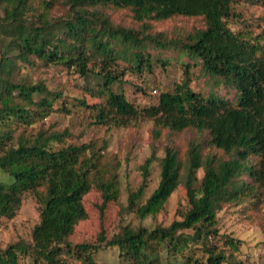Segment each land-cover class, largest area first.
<instances>
[{
    "label": "trees",
    "instance_id": "1",
    "mask_svg": "<svg viewBox=\"0 0 264 264\" xmlns=\"http://www.w3.org/2000/svg\"><path fill=\"white\" fill-rule=\"evenodd\" d=\"M242 3L264 7V0H0V170L12 176L0 179V220L18 214L25 194L36 196L40 222L29 246L36 263L69 264L67 254L99 264L96 253L112 247L130 264H262L232 257L239 239L214 240L226 205L259 206L264 222V28L254 34L236 24ZM121 11L131 24L114 20ZM181 16L200 17L204 25L180 38L153 31L155 23ZM151 47L178 48L184 77L140 106L130 99L125 76L153 70ZM37 64L60 65L84 80L74 100L93 122L125 126L143 118L153 121L156 137L166 130L162 155L154 149L145 160L129 202L143 196L157 160L158 186L135 211L140 219L157 215L183 185L189 208L181 219L152 228L124 224L112 236L102 230L95 242L68 239L87 217L83 200L92 189L102 194L101 210L118 198L122 162L107 152L106 140L78 141L68 128L27 134L52 112L72 111L64 91L21 74ZM195 67L210 90L194 84ZM186 131L197 137L182 153L171 136ZM17 246L0 243V264H22Z\"/></svg>",
    "mask_w": 264,
    "mask_h": 264
},
{
    "label": "rangeland",
    "instance_id": "2",
    "mask_svg": "<svg viewBox=\"0 0 264 264\" xmlns=\"http://www.w3.org/2000/svg\"><path fill=\"white\" fill-rule=\"evenodd\" d=\"M61 8H55V14L61 13ZM242 20L237 21V25L248 28L252 33L258 34L264 28V7L260 5H250L242 3L238 7ZM116 22L131 24L130 18L124 12L112 14ZM203 20L200 17H176L171 20L155 23L154 32H163L166 38H180L186 35L195 27H202ZM154 54V67L151 72H145L142 76L127 74L125 79L129 80L126 85L127 93L131 100H135L140 106H145L156 101L161 90L173 88L176 82L184 77L185 66L183 65L182 54L179 49L171 47L165 50L151 47ZM179 55V57L177 56ZM156 58H167L169 61L163 66ZM198 67L194 68V84L198 88L210 90L206 86V77L198 76ZM21 74L34 81H43L53 90L64 91L66 99L72 106L69 114L63 112H52L49 116L28 126V133H36L40 127L64 130L68 128L78 141L106 140L108 142L107 152L112 156L121 159L120 185L118 198L106 204L103 210L101 205L103 197L101 192L94 188L84 197V205L87 210V217L81 221L74 232L68 237L74 243L95 242L98 234L106 230L109 236L121 230L122 225L139 224L152 228L158 224L169 225L175 219H181L189 208V201L186 189L180 186L166 203L163 210L155 216L140 219L135 211L136 206L144 203L151 195L160 181V165L157 160L152 161L150 173L144 194L136 203L130 204L129 196L131 192L137 191L143 181L142 165L151 156L154 149L158 155H162L164 146L168 143L170 135L166 130L156 137L153 129L154 123L148 119H137L125 126H116L111 123L103 124L93 122L91 111L77 106L74 97L80 96L79 87L84 84V80L72 70H68L60 65L37 64L31 68H25ZM147 88L142 91L133 87L131 81ZM154 89L158 91L155 92ZM219 93L233 96L226 88L220 87ZM93 101L92 98L89 99ZM60 104V101L57 103ZM21 131V130H20ZM18 131L16 135L20 132ZM197 133L193 131L182 132L171 136L173 144L181 150H186L188 143L196 139ZM202 175L200 171L199 176ZM0 179L10 182L12 176L0 170ZM260 207L250 205L234 206L226 205L218 213V226L220 235L214 239L218 244H223L226 236H233L240 240V249L232 254L234 258L250 259L264 264V222L261 219ZM40 222V203L33 193L24 195L22 205L18 214L11 219L0 220V243L2 246L17 244L20 261L22 264H45L36 263L32 252L29 250L33 242V229ZM192 233L191 229L184 230ZM229 250V249H228ZM229 253H231L229 251ZM162 254L167 257L168 250L164 248ZM162 255V256H163ZM99 264H130L122 260L117 248H102L95 255ZM65 261L69 264H86L84 261L64 254Z\"/></svg>",
    "mask_w": 264,
    "mask_h": 264
}]
</instances>
